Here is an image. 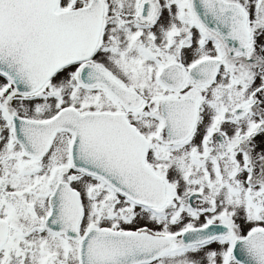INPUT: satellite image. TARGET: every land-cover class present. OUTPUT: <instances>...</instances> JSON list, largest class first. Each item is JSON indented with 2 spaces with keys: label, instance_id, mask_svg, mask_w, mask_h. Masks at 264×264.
<instances>
[{
  "label": "snow or ice",
  "instance_id": "1",
  "mask_svg": "<svg viewBox=\"0 0 264 264\" xmlns=\"http://www.w3.org/2000/svg\"><path fill=\"white\" fill-rule=\"evenodd\" d=\"M0 264H264V0H0Z\"/></svg>",
  "mask_w": 264,
  "mask_h": 264
}]
</instances>
